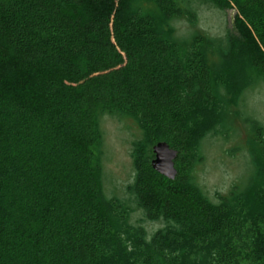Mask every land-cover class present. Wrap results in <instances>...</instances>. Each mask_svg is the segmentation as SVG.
<instances>
[{
	"label": "trees",
	"instance_id": "1",
	"mask_svg": "<svg viewBox=\"0 0 264 264\" xmlns=\"http://www.w3.org/2000/svg\"><path fill=\"white\" fill-rule=\"evenodd\" d=\"M200 1L234 11L236 46L161 32L194 25L196 0H0V264H264V125L248 118L262 167L216 202L190 173L219 121L221 66L264 83V2ZM103 115L141 131L127 189L163 224L151 236L104 195ZM159 142L177 152L173 180L151 167Z\"/></svg>",
	"mask_w": 264,
	"mask_h": 264
},
{
	"label": "rangeland",
	"instance_id": "2",
	"mask_svg": "<svg viewBox=\"0 0 264 264\" xmlns=\"http://www.w3.org/2000/svg\"><path fill=\"white\" fill-rule=\"evenodd\" d=\"M137 8L142 12L153 11L152 6L145 3H140ZM194 8V25L184 19H174L169 22V28L164 25L161 32L181 41L189 39L192 32L197 30L211 38L232 39L236 46V33L232 28L234 11L222 10L200 0H196ZM207 60L210 64L221 66L218 58L210 53ZM235 63L221 66L227 87L226 96L219 98V121L214 129L208 128L202 132L199 139L202 159L194 164L190 172L196 185L213 202L217 201L218 194H227L233 186L246 182L251 173L256 172V167H262L261 159L251 143L248 118L264 125V83L255 76V80L244 87L236 85V79L232 78ZM99 128L102 135L100 165L104 195L127 204L131 213L130 222L142 225L147 235L151 236L163 224L148 220L127 189L135 175L132 144L141 139V131L133 119L115 115L101 116Z\"/></svg>",
	"mask_w": 264,
	"mask_h": 264
},
{
	"label": "water",
	"instance_id": "3",
	"mask_svg": "<svg viewBox=\"0 0 264 264\" xmlns=\"http://www.w3.org/2000/svg\"><path fill=\"white\" fill-rule=\"evenodd\" d=\"M264 2V0H262ZM152 152L154 155L151 161L152 169L159 175L173 180L177 174L174 167V161L177 157V152L169 148L165 142H159L153 146Z\"/></svg>",
	"mask_w": 264,
	"mask_h": 264
}]
</instances>
